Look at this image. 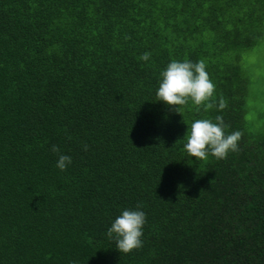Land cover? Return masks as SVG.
<instances>
[{
	"label": "trees",
	"instance_id": "obj_1",
	"mask_svg": "<svg viewBox=\"0 0 264 264\" xmlns=\"http://www.w3.org/2000/svg\"><path fill=\"white\" fill-rule=\"evenodd\" d=\"M254 51L264 0H0V264H264ZM201 59L216 106L157 101L172 60ZM216 116L240 150L190 157L187 128ZM137 204L143 247L119 253L107 229Z\"/></svg>",
	"mask_w": 264,
	"mask_h": 264
},
{
	"label": "clouds",
	"instance_id": "obj_2",
	"mask_svg": "<svg viewBox=\"0 0 264 264\" xmlns=\"http://www.w3.org/2000/svg\"><path fill=\"white\" fill-rule=\"evenodd\" d=\"M151 54L145 52L139 59L148 61ZM204 60L183 62L172 60L165 70L160 73V82L156 90L157 101L163 102L172 111L179 114L180 106L191 101L196 106H202L205 111L216 106L212 100L215 93V84L211 81L206 70ZM219 109L227 107V102L221 98ZM225 125L221 116H216L215 122L211 119H197L191 123L184 136V151L192 158L200 161L207 160L209 155L217 160H224L230 152H238L239 141L242 138L240 131L226 134ZM87 150V145L84 146ZM50 151L58 155L56 167L65 171L72 163L70 156L62 154L57 145H52ZM210 181V186H211ZM142 204L136 209H124L107 229V237L114 240L115 248L119 253L130 254L143 247V228L146 223V214L141 211Z\"/></svg>",
	"mask_w": 264,
	"mask_h": 264
},
{
	"label": "rangeland",
	"instance_id": "obj_3",
	"mask_svg": "<svg viewBox=\"0 0 264 264\" xmlns=\"http://www.w3.org/2000/svg\"><path fill=\"white\" fill-rule=\"evenodd\" d=\"M252 54L250 61L254 75L256 76L255 73H257L258 75L260 74L264 76V60L260 58V53H255L254 51Z\"/></svg>",
	"mask_w": 264,
	"mask_h": 264
}]
</instances>
